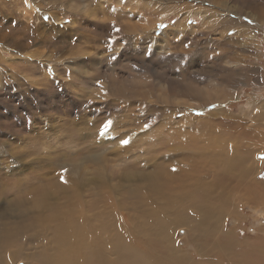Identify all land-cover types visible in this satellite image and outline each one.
<instances>
[{
    "label": "rangeland",
    "instance_id": "obj_1",
    "mask_svg": "<svg viewBox=\"0 0 264 264\" xmlns=\"http://www.w3.org/2000/svg\"><path fill=\"white\" fill-rule=\"evenodd\" d=\"M262 157L264 0H0V263L37 264L43 195L153 264H245Z\"/></svg>",
    "mask_w": 264,
    "mask_h": 264
},
{
    "label": "bare ground",
    "instance_id": "obj_2",
    "mask_svg": "<svg viewBox=\"0 0 264 264\" xmlns=\"http://www.w3.org/2000/svg\"><path fill=\"white\" fill-rule=\"evenodd\" d=\"M237 19H238V17H237ZM14 47L17 48L16 46H14ZM10 52H12V51H10ZM230 167L231 166L229 163L227 170H230ZM157 182H160V180H157ZM157 182L150 184L149 187H152L153 190H159L161 186L165 185V183L161 182V184H160L161 186H160ZM170 189L175 194V197H176L175 200L179 201L182 204H185L186 203L185 200H192L194 198L195 193L198 191V185L196 182H192L189 185H185V183H182V184L171 185ZM71 191H72V189L70 188V192ZM56 192H58V190ZM73 193H74V190H73ZM255 195L254 196L251 195L255 201V204L257 206H258V204H264L262 198H259L260 196H255ZM37 197H36V200H37ZM42 197H43V195L38 198L39 202H38V200L32 201V202H33V205L35 202H37V204L35 203L36 207L38 210H42V211L44 210L43 214L41 217L35 216L36 218H34V216H33L34 220L29 225L30 231L34 234L35 237L38 238V241H41L44 238H48L47 240H45L43 242V245L41 247V251L36 256L37 261H38L37 264H54L60 257H67V255L70 253L72 254L71 255L72 260L70 261L69 264H85V262H86L85 260L88 259L89 255L92 256L94 260L96 259L98 261V264H111V262L113 260H114V264H116V261L117 260L119 261L120 258H124L126 260H131L134 263L142 260L146 264H149V262L151 264H153L158 259V257L157 258H147L143 255L135 254L133 252L134 250H132V247L129 246V243L123 242V241H127L126 238H123L119 234L113 235V233L115 232L114 229H112L111 232L109 233V236H111V235H113V236L111 238H108L106 240V243L104 244L103 240L101 238V229H103L104 226L111 225V224L103 221V219L101 218L102 214H97V217H95V218L93 216H90L91 219H90V217L89 218L79 217V213H76L75 211H73L72 210L73 208L68 207L67 203L61 204L63 208H61V210L58 211L55 200H52L53 201L52 203H50L49 205H46V203H44ZM197 197H198V199H202L203 195L201 193H198ZM40 198L42 199L43 202L41 201ZM64 198L67 199L66 196ZM124 219H125V217H124ZM124 222H125V220H124ZM96 223H100L102 225L97 227ZM117 225L123 226V224H120V223ZM128 225H129V223H128ZM34 230H37L40 233L38 232L37 235H35V233L33 232ZM13 233H15V232H13ZM17 233L18 232L16 231V234ZM211 234H213V233H211ZM12 236H14V235H12ZM14 237H13V239H14ZM212 237H214V236H212ZM218 237H220V236H218ZM220 239H221L219 241L220 244H218V246L221 249L231 248L234 244L233 241L229 237H223ZM1 240H2L3 244H6V241L4 239H1ZM245 240H247V239H245ZM247 241H248V243L247 244L244 243V245L248 246L249 251H248V253L247 252L244 253L245 256L243 255L244 257H243L242 261H244L245 264H264V242L255 243V245H253L251 242H249V240H247ZM108 245L111 247L110 252L113 249V251L116 254V258L113 259L112 261H108L107 256L106 257L104 256L103 248H106V246H108ZM47 246L52 247L53 250L55 252H57V254L54 256V258L51 260L47 258V253H48V249H49V248H46ZM212 246H214V245H212ZM212 246H211V248H214ZM221 249H219V250H221ZM212 250L215 251V248ZM217 250H218V248H217ZM231 250H233V248L229 249L228 251L231 252ZM240 260L241 259L236 260V261H240ZM131 261H129L128 264H131ZM215 262H217V261H214V263ZM13 263L14 262H12V264ZM0 264H4V263H0ZM8 264H11V263H8ZM63 264H67V259L64 261ZM216 264H218V263H216Z\"/></svg>",
    "mask_w": 264,
    "mask_h": 264
},
{
    "label": "snow or ice",
    "instance_id": "obj_3",
    "mask_svg": "<svg viewBox=\"0 0 264 264\" xmlns=\"http://www.w3.org/2000/svg\"><path fill=\"white\" fill-rule=\"evenodd\" d=\"M116 31H120V29H116ZM104 130L107 131V127H105ZM121 143L124 145H127L129 143V141L128 140H122ZM262 158H264V157H262ZM173 170L175 171V169H173ZM63 171L67 172V168H65ZM62 182L66 183L67 181L63 180V177H62Z\"/></svg>",
    "mask_w": 264,
    "mask_h": 264
}]
</instances>
